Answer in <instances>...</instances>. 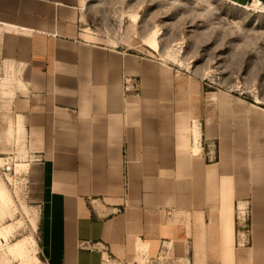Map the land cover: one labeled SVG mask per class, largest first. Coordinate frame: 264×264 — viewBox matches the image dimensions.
Instances as JSON below:
<instances>
[{"label": "crops", "instance_id": "obj_1", "mask_svg": "<svg viewBox=\"0 0 264 264\" xmlns=\"http://www.w3.org/2000/svg\"><path fill=\"white\" fill-rule=\"evenodd\" d=\"M91 1L0 0V50L20 68L17 103L40 158L44 264H133L174 241L190 264H264L263 148L228 142L221 117L196 109L202 91L175 95L169 66L91 39ZM124 76L139 97L123 93ZM189 116L201 119L196 152ZM238 202L251 207L246 245Z\"/></svg>", "mask_w": 264, "mask_h": 264}, {"label": "rangeland", "instance_id": "obj_2", "mask_svg": "<svg viewBox=\"0 0 264 264\" xmlns=\"http://www.w3.org/2000/svg\"><path fill=\"white\" fill-rule=\"evenodd\" d=\"M253 4L93 0L83 20L91 39L169 66L163 77L180 88L175 95L190 97L202 91L204 100L196 109L221 117V134L228 142L237 135L243 148L264 152V6ZM3 53L0 50V189L6 196H0V264H23L21 256L10 251L19 242L26 257L36 256L44 264L38 246L40 158L31 152L17 103L25 93L20 68ZM127 79L135 82V89H129ZM122 81L124 94L140 96L138 78L124 76ZM198 119L189 116L186 123L194 152L199 145V136L195 141L193 135V129L199 130ZM250 209V204H235L238 245L249 244ZM141 249L133 264H190L187 248L177 241L161 243L152 251Z\"/></svg>", "mask_w": 264, "mask_h": 264}, {"label": "bare ground", "instance_id": "obj_3", "mask_svg": "<svg viewBox=\"0 0 264 264\" xmlns=\"http://www.w3.org/2000/svg\"><path fill=\"white\" fill-rule=\"evenodd\" d=\"M253 5L264 6V3L262 1H260V0H255ZM133 18H134V20H136V16H134ZM21 129H23V127H21ZM193 135H194V140L197 141L198 136H199V130L197 131L196 129H193ZM0 196L3 197V198L6 196V192H5V190L3 188L0 189ZM10 251L17 252L21 256V258L23 260V264H34L35 261H36V263L39 262V264H41L36 256H34L31 259L29 257H26V252L24 250V245L21 242L15 243L10 248Z\"/></svg>", "mask_w": 264, "mask_h": 264}, {"label": "built area", "instance_id": "obj_4", "mask_svg": "<svg viewBox=\"0 0 264 264\" xmlns=\"http://www.w3.org/2000/svg\"><path fill=\"white\" fill-rule=\"evenodd\" d=\"M129 81L128 86L129 89L133 90L135 89V82L134 81H130V79H127Z\"/></svg>", "mask_w": 264, "mask_h": 264}]
</instances>
